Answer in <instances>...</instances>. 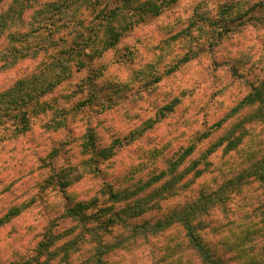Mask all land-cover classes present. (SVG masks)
Instances as JSON below:
<instances>
[{"label":"clouds","instance_id":"1","mask_svg":"<svg viewBox=\"0 0 264 264\" xmlns=\"http://www.w3.org/2000/svg\"><path fill=\"white\" fill-rule=\"evenodd\" d=\"M0 264H264V0H0Z\"/></svg>","mask_w":264,"mask_h":264}]
</instances>
